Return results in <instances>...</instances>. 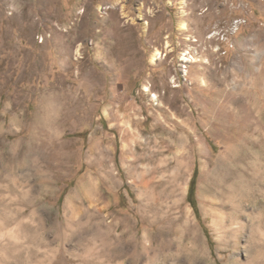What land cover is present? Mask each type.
<instances>
[{
  "label": "rangeland",
  "instance_id": "374dc122",
  "mask_svg": "<svg viewBox=\"0 0 264 264\" xmlns=\"http://www.w3.org/2000/svg\"><path fill=\"white\" fill-rule=\"evenodd\" d=\"M263 144L264 0H0V264H264Z\"/></svg>",
  "mask_w": 264,
  "mask_h": 264
},
{
  "label": "bare ground",
  "instance_id": "6f19581e",
  "mask_svg": "<svg viewBox=\"0 0 264 264\" xmlns=\"http://www.w3.org/2000/svg\"><path fill=\"white\" fill-rule=\"evenodd\" d=\"M180 29L182 30H186L187 29V24L185 22H181L179 24ZM237 28V25L236 27ZM236 30V29H235ZM195 41V40H194ZM167 47H170V44L168 42ZM189 52L186 51L184 54H182V61H185V63L187 61H189L190 59H192L190 57V59L188 60L189 57ZM166 55V54H165ZM165 55L163 54V52L159 51L158 49L156 50V52L153 55L152 58V62L154 63L156 60L158 59H162L165 57ZM192 56V55H191ZM181 61V60H180ZM198 60H194L193 62H197ZM184 63V62H183ZM185 66V64H184ZM144 91L148 92L149 88L148 87H144ZM155 99H157L156 95L153 96ZM257 154H260L262 156H264V144L257 150ZM259 160V159H258ZM262 160L264 161V157L262 158ZM261 160V161H262ZM260 161H257V168H256V173L254 174V176L252 177V190L255 187H263L264 188V184L261 181V177L262 174L264 175V168L262 167V163H259ZM259 190V189H258ZM263 190H261L260 192H262ZM263 194V193H262ZM264 196V195H263ZM258 199V198H257ZM70 200V199H69ZM70 206V205H69ZM261 208V211L258 212V214H249V218L251 219V222H247V224L245 225L242 222V219H238V215H236L237 217H233L232 218V222H236L239 223L238 227L236 228V230H232L233 231V239H234V243H233V249L234 248H238V239H239V234L246 228L249 230V236H248V246H247V252L250 255L251 258V262L254 261H258L261 262V259H263V244L261 243V240L259 239V237L261 239L264 238V204L263 202H261L259 205H257ZM259 209V208H258ZM238 214H240V211L238 212ZM247 216V215H246ZM222 223V227L226 228L227 226H229L228 223H226L224 220L221 222ZM14 234V233H13ZM13 236V235H12ZM23 246V245H22ZM118 250V249H117ZM117 253V252H116ZM115 254V253H114ZM21 257V256H20ZM263 257V258H262ZM26 260V258H25ZM27 261V260H26ZM27 264V263H26Z\"/></svg>",
  "mask_w": 264,
  "mask_h": 264
},
{
  "label": "trees",
  "instance_id": "16d2710c",
  "mask_svg": "<svg viewBox=\"0 0 264 264\" xmlns=\"http://www.w3.org/2000/svg\"><path fill=\"white\" fill-rule=\"evenodd\" d=\"M195 175H196V173L194 174L193 180H192L191 185H190L189 193H188V201L193 207H196L195 201H194V193H195V180H194V178H195Z\"/></svg>",
  "mask_w": 264,
  "mask_h": 264
},
{
  "label": "built area",
  "instance_id": "2783aa9c",
  "mask_svg": "<svg viewBox=\"0 0 264 264\" xmlns=\"http://www.w3.org/2000/svg\"><path fill=\"white\" fill-rule=\"evenodd\" d=\"M231 33L232 34H236L237 33V30H235V27H234V23H232V26H231ZM223 40H224V38H223ZM226 42V41H225ZM231 47L233 48L234 46L233 45H231ZM181 73V77H182V72H180Z\"/></svg>",
  "mask_w": 264,
  "mask_h": 264
}]
</instances>
